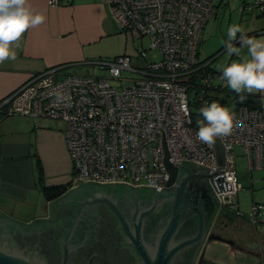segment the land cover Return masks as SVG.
<instances>
[{
	"label": "built area",
	"instance_id": "1",
	"mask_svg": "<svg viewBox=\"0 0 264 264\" xmlns=\"http://www.w3.org/2000/svg\"><path fill=\"white\" fill-rule=\"evenodd\" d=\"M65 0H50L58 4ZM220 0H101L119 30L149 39L139 51L145 62L132 65L128 55L111 61H84L105 69L106 75L62 74L67 65L31 73L15 90L0 98V121L11 116L60 120L64 124L67 152L77 179L96 184L134 187H167V161H189L222 171L209 176L219 208L234 209L252 225H264V203L253 201L247 213L238 207L240 184L236 174L239 147L247 170L264 168V108L236 105L231 135L218 138L223 164L207 143L198 139L196 117L191 116L190 91L199 109L218 101L215 92H225L221 72L200 63L198 45L205 24L215 16ZM257 8L264 0L242 2L239 11ZM158 49L159 61L147 54ZM201 69L205 72H201ZM131 72L135 77H124ZM113 81L117 84L112 85ZM223 81V80H222ZM214 154V155H213ZM220 210V209H219Z\"/></svg>",
	"mask_w": 264,
	"mask_h": 264
},
{
	"label": "water",
	"instance_id": "2",
	"mask_svg": "<svg viewBox=\"0 0 264 264\" xmlns=\"http://www.w3.org/2000/svg\"><path fill=\"white\" fill-rule=\"evenodd\" d=\"M210 151L212 146L207 144ZM218 165L223 147L213 144ZM214 155V154H213ZM167 187L96 184L77 179L48 203L49 217L23 222L0 211V264H193L218 216L208 167L164 158Z\"/></svg>",
	"mask_w": 264,
	"mask_h": 264
},
{
	"label": "crops",
	"instance_id": "3",
	"mask_svg": "<svg viewBox=\"0 0 264 264\" xmlns=\"http://www.w3.org/2000/svg\"><path fill=\"white\" fill-rule=\"evenodd\" d=\"M229 1L220 0L218 7L222 4L228 6ZM238 1L239 18L244 14L248 17L243 25L245 34L264 37V12L260 13L257 8L239 11L242 2L248 0ZM29 3L33 9L42 12L46 19L41 25L29 28L23 34L19 47L15 48V60H6L0 64V98L19 87L32 70L43 71L61 65L83 64V60L91 55L89 46L93 42L118 32L115 21L107 15V8L101 0H65L58 4H53L50 0H29ZM212 19L214 17L210 20ZM237 35L239 37L240 34ZM235 43L239 47L238 41ZM246 51L244 49L245 53ZM225 89L226 92L227 88ZM252 95L257 97L259 107L264 108L262 94ZM52 121L43 118L34 122L25 116H12L0 121V211L16 220L29 222L43 216L29 210L31 207L36 208L41 193L36 158L42 168L41 181L44 186L71 183L73 170L65 144L64 124L58 128ZM254 171L258 173L254 175ZM247 173L249 190L246 189V194L251 192V202L264 203V168L250 172L247 170ZM242 188L240 186V190ZM46 204L45 200V208ZM226 216L228 222L221 217L220 222L216 219L215 223H221L230 231H237L240 240L244 242L240 243L244 244L245 250L240 251L245 255V261L248 264L253 261L248 251L252 246L249 244L251 241L246 240L250 239V233L247 232L252 231L259 238L255 239L257 244L253 241V247L258 246L255 251L257 258L253 262H264V225L251 226L244 217L237 218L233 224L231 218Z\"/></svg>",
	"mask_w": 264,
	"mask_h": 264
},
{
	"label": "rangeland",
	"instance_id": "4",
	"mask_svg": "<svg viewBox=\"0 0 264 264\" xmlns=\"http://www.w3.org/2000/svg\"><path fill=\"white\" fill-rule=\"evenodd\" d=\"M248 1L251 2L252 0H248ZM229 2L230 4L228 6L226 4H222L221 6L217 7V12L214 16V19L210 20L205 25L202 32L201 40L198 45L199 62L204 64L213 60L209 66L210 69L212 70H219L221 66L226 65L230 63L231 60L237 58L235 56L229 57L226 48H223L224 42L227 41V29L233 23L239 24L243 27L244 22L248 20L246 19L248 17L245 14L243 15V17H241L242 21L239 18L238 5L240 4V2L238 0H230ZM117 29H118L117 33L100 37L98 40L93 42L89 46L91 55H89V57H87L83 61H89V60L111 61L116 56L128 55L131 59L132 65L143 64V62L145 61L140 56L139 51L148 47L149 39L146 37L136 38L128 30H119V28ZM220 49L222 50L218 52ZM147 58L149 61H159L161 58V53L159 52L158 49L151 50L147 54ZM37 71H42V69L30 71V73L27 75L25 80L28 78V76L31 73ZM61 73L76 74V75L95 74L97 76H102V75H106L107 71L99 67H96V69H94V66L92 65L73 64L63 68ZM123 76L135 77V74L131 72H123ZM215 82L221 83L225 88H227L226 92L223 93L215 92V96L218 97V99L223 103L224 106L229 107L231 110H233L235 107V98H234L235 92H233L232 90H230L228 87L225 86L226 85L225 81L216 80ZM112 83H113L112 85L117 84L116 81H113ZM189 100L191 103L190 110L193 112L194 115L198 116L199 107L193 91H190ZM50 120H53L52 122L58 128L63 126V122L60 120H54V119H50ZM239 152H240V148L235 147L234 153L237 155L235 159L237 181L240 184V186L243 187L238 194L239 207H240L239 210L243 212H248L252 204L251 196H250L251 192L249 191V194H246V189L249 190V184L247 182L248 173L246 170L247 167L244 160L245 158L239 156L238 155ZM257 173L258 171H254V175H256ZM72 180H74L73 175L71 178V183L74 184ZM42 195L43 194L41 192L38 197L39 198L38 205L35 206L36 208L32 209L31 207V209H29L31 210V213H36L37 215L45 214V207H44L45 199ZM247 206H249L248 210H247ZM219 209H220L219 213L221 214V216L217 217V222L220 220L221 217H223V219L228 222L229 219L225 218L227 217L226 215H228V217L231 218V222L233 224H235L237 218L238 219L242 218V217H238L235 214V210L232 208L226 209L225 207L221 206ZM219 227L220 228L218 229L215 228L217 233H223L225 236H231L237 238L239 242L244 243L242 240H240L241 237L238 235L237 231L236 232L230 231L229 229H226L225 226H221V225H219ZM247 233H254V232L248 231ZM246 240L252 241L251 239H246ZM206 244L208 246L206 247L207 249L204 254V259L208 262V264H248L245 261L246 260L245 255L238 249H235L231 244L216 240H212L208 242L206 241ZM251 245H252L251 249H249L248 251L251 253L250 255L253 257L251 258L254 261L257 258L255 251L258 250V246L253 247V244ZM253 261H251L250 264H264V262H260V261L253 262Z\"/></svg>",
	"mask_w": 264,
	"mask_h": 264
},
{
	"label": "clouds",
	"instance_id": "5",
	"mask_svg": "<svg viewBox=\"0 0 264 264\" xmlns=\"http://www.w3.org/2000/svg\"><path fill=\"white\" fill-rule=\"evenodd\" d=\"M45 19L42 12L32 8L29 0H0V64L15 60V48L19 47L23 34L44 23ZM224 46L229 57H237L219 69L225 86L237 93L241 102L246 99L244 93H261L264 102V37H250L241 25L233 23L227 29ZM199 115L202 118L197 121L196 135L200 141L211 145L216 139L231 135L235 117L229 107L218 101L205 103Z\"/></svg>",
	"mask_w": 264,
	"mask_h": 264
},
{
	"label": "trees",
	"instance_id": "6",
	"mask_svg": "<svg viewBox=\"0 0 264 264\" xmlns=\"http://www.w3.org/2000/svg\"><path fill=\"white\" fill-rule=\"evenodd\" d=\"M223 48H225V46ZM222 49H220L218 52H220ZM201 72H205V71L201 69ZM244 95L246 96V99L243 102H241L239 95L237 93H235L234 98H235L236 105H246L249 107L260 108L259 104H258V99L255 95L247 94V93H244ZM191 116H192L194 123H196V117L197 116L194 115L192 111H191ZM35 162H36V171L38 174V183L40 184L41 192H42L46 201H49V200L56 198L57 196L62 194L67 189L68 186L72 185V183H69V184L60 185V186H44L42 184V181H41V177H42L41 165H40L39 160L37 158H36ZM219 212H220V210H219ZM218 222H220V221H218Z\"/></svg>",
	"mask_w": 264,
	"mask_h": 264
},
{
	"label": "flooded vegetation",
	"instance_id": "7",
	"mask_svg": "<svg viewBox=\"0 0 264 264\" xmlns=\"http://www.w3.org/2000/svg\"><path fill=\"white\" fill-rule=\"evenodd\" d=\"M73 186L72 185H70V186H68L67 187V189L62 193V194H60L59 196H57L56 198H58V197H60L61 195H63L64 193H66L70 188H72ZM56 198H54V199H56ZM54 199H52V200H54ZM52 200H49V201H46L47 202V204H46V208H45V214L42 216V217H39V218H44V219H47L48 217H49V208H48V203L49 202H51ZM218 216L217 217H219V216H221V214L219 213V209H218V214H217ZM217 217H216V219H217ZM33 219H36V218H33ZM33 219H31L30 221H32ZM29 221V222H30ZM28 222V223H29ZM219 225H221V226H223L221 223H214V225H212L211 226V229H210V231L211 232H213V233H210V234H215V235H220V236H222V237H224V238H226L227 240H232L233 242H232V246L235 248V249H238L239 251L240 250H245L244 249V244H241L239 241H237V239H234V237H231V236H225L223 233H217V231L215 230V228L216 229H218V228H220L219 227ZM215 226V227H214ZM249 234V233H248ZM250 235V239L252 240L251 242H249V244H253L254 242H255V239H259L258 238V234L257 233H250L249 234ZM212 241V240H211ZM254 241V242H253ZM208 242V241H207ZM256 243V242H255ZM205 244H206V242H204V245H203V247H204V252H203V256H202V258L200 259V258H198L197 257V259H196V261L193 263V264H208V262L204 259V254H205V251H206V247L208 246L207 244H206V246H205ZM257 244V243H256Z\"/></svg>",
	"mask_w": 264,
	"mask_h": 264
}]
</instances>
